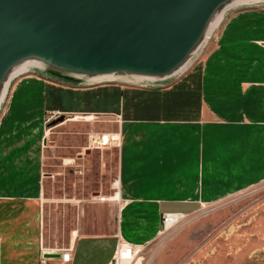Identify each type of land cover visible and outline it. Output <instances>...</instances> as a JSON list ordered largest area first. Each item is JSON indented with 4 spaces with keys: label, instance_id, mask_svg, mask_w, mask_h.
<instances>
[{
    "label": "crops",
    "instance_id": "obj_1",
    "mask_svg": "<svg viewBox=\"0 0 264 264\" xmlns=\"http://www.w3.org/2000/svg\"><path fill=\"white\" fill-rule=\"evenodd\" d=\"M261 6L237 10L221 26L215 40L218 55L205 59L195 96L188 86L186 93L174 96L185 79L167 92L155 87L126 94L120 85L23 76L0 111V264H46L53 260L45 258L49 253L61 254L57 264H111L120 243L144 247L156 240L164 214L188 217L204 206L206 156L248 158L249 147L243 151L230 140L243 144L252 136L251 124L264 125ZM110 114L117 118L116 128L86 133L87 140L85 134L70 131L50 146L48 118L65 116L59 124L70 127L72 122H84L75 120L78 116ZM101 133L107 141L112 135L120 138L116 192L106 196L108 203L116 200L113 203L119 206L115 230L107 224L111 205L104 203L95 221L79 223L73 230L68 249L46 252L45 176L76 174L74 166H83L86 173L95 155L88 142ZM223 142L231 144L230 150L221 149ZM66 151L69 156L60 154ZM96 162L98 173L104 175L107 161L101 156ZM251 173L248 167L240 187L222 184L217 190L226 194L241 190L252 180ZM181 242L184 245L185 239ZM190 247L193 244L183 249L187 252L183 264H264V197L191 251Z\"/></svg>",
    "mask_w": 264,
    "mask_h": 264
},
{
    "label": "water",
    "instance_id": "obj_2",
    "mask_svg": "<svg viewBox=\"0 0 264 264\" xmlns=\"http://www.w3.org/2000/svg\"><path fill=\"white\" fill-rule=\"evenodd\" d=\"M226 5L223 0H0V94L13 59L24 53L43 58L10 82L0 111L14 81L28 74L80 84L156 86L171 80L208 43L202 29ZM261 5L264 1L241 4L226 14Z\"/></svg>",
    "mask_w": 264,
    "mask_h": 264
},
{
    "label": "rangeland",
    "instance_id": "obj_3",
    "mask_svg": "<svg viewBox=\"0 0 264 264\" xmlns=\"http://www.w3.org/2000/svg\"><path fill=\"white\" fill-rule=\"evenodd\" d=\"M245 9L247 10V8L241 7L228 12L221 26L235 11H243ZM221 26L213 32L208 43L193 57L187 69L177 77L157 83L156 86L144 85L140 87L134 84L120 82H111L108 84L122 86L126 94H134L138 92L139 89L148 92L155 89V87L167 92L173 85L185 79L186 82L182 83V85H178L180 86L178 89L179 92L174 96L178 98L180 92V95L184 92L186 93L185 89L187 88H185V86H188L190 90L194 88L192 94L195 96L197 77L203 74L205 59L213 58L214 54L218 55V53H216L217 44L215 40ZM260 44L264 46L263 43ZM22 77L23 76L14 81L9 90L8 98L12 88ZM94 117L78 116L75 120H84V122H72L74 125H70V127H66L65 125L61 127V124L56 123L60 119L51 120L49 123L46 122V126H50V128H47L50 146L54 145L53 143L56 142L57 138L65 136V134L68 135L70 131L73 133H82L83 136L84 134L86 136V133H99L111 129L112 127L116 128L117 126L115 114ZM89 120H93L91 123L95 122L99 125L96 127V124L86 123L87 121L89 122ZM249 130L252 136L251 138L247 136V142L240 144V142H234V139L230 140V143L239 145V147H244L243 151H245L246 147H249L248 158H245L243 154H236L233 157L227 158L222 157V160H220V158H218L219 160H212L206 156L204 174L206 190L204 206L199 208V210L191 216L185 217L182 221V225L174 232L160 235L152 243L144 246L142 254L145 258V264H183L186 260L187 253H183V249L187 248V245L191 244L192 246L193 244V247H190L191 251V249L195 248L197 243L200 244L210 237L222 224H225L227 221L243 212L251 206L253 202L264 197V176L259 178L261 169H264V125L253 123V125H250ZM102 136L107 137L101 133L95 138L97 141L95 145L97 147H92L95 155L91 158L92 161L88 165L90 169L88 171L86 170V173H84V168L81 166L83 170L82 175L79 173H76L77 175L75 173H66L56 176L55 178H53V176H45L46 201L44 207L45 234L43 242L46 252L53 250L57 251V253L58 251L62 253V250L68 249L73 230L79 223L95 221L96 215H98V213H96L97 209L104 203L111 205L110 211L107 212V224L112 232L115 230V220L117 219L116 216L119 211L117 203H113L116 200L110 203L99 202L97 197H110L111 194L115 195L118 170L116 144L119 142H116L113 147L109 146V149H107V147H102L99 143ZM88 137L89 135H87L85 139L87 140ZM105 140H107V138L104 139V141ZM93 144V141L90 143L88 142L87 148H90ZM230 146L231 144L226 142L220 144L223 151L230 150ZM206 147L209 148V144ZM236 152H238V149ZM47 153L50 156L53 155L52 147L47 149ZM60 154L70 155L69 151L61 152ZM101 156L107 161V170L105 169L104 175H100L97 170L99 164H97L96 160H99ZM248 167L252 169L253 172L251 176H248L252 178V180L248 181L250 183L246 184L243 189L235 190L229 194L217 190L222 184L223 186L227 184H236L240 187L243 180H245L244 175L248 172ZM46 169L47 171H51L52 168L48 166ZM73 169L78 170L75 166ZM248 174L249 173H247V175ZM235 180H237V182H235ZM87 212L91 214H87ZM181 239L182 241L185 239L184 245H181ZM1 257L3 256H0V258ZM58 261L59 259L48 260L46 264H57Z\"/></svg>",
    "mask_w": 264,
    "mask_h": 264
},
{
    "label": "bare ground",
    "instance_id": "obj_4",
    "mask_svg": "<svg viewBox=\"0 0 264 264\" xmlns=\"http://www.w3.org/2000/svg\"><path fill=\"white\" fill-rule=\"evenodd\" d=\"M223 1L226 2L227 5L219 11H215L214 15L206 22V24L202 29L203 43H206V41L210 38L212 33L220 27L221 23L224 21L226 12L230 8H233L241 4L254 3L264 0H223ZM41 59L43 58L33 54L24 53L18 56L17 58L13 59L12 63L8 64L1 79L3 86L0 94V104H2L6 98L10 82L17 76L28 72L29 67L33 65H37L38 61H42ZM104 143L108 144V141L105 140ZM107 201L108 198L105 196V202Z\"/></svg>",
    "mask_w": 264,
    "mask_h": 264
},
{
    "label": "built area",
    "instance_id": "obj_5",
    "mask_svg": "<svg viewBox=\"0 0 264 264\" xmlns=\"http://www.w3.org/2000/svg\"><path fill=\"white\" fill-rule=\"evenodd\" d=\"M56 115L49 118L46 122L49 123L51 120H54ZM104 138H100V144L102 147H109L111 144H115L116 142L120 141V138L118 136L112 135L110 136L109 144L104 143ZM93 145L92 147H97L95 144L97 143L96 139L93 138ZM89 148V149H90ZM77 173L80 175L83 174V170L81 167L78 168ZM99 202H105L104 196L97 197ZM185 219V216L178 215V214H164L162 217V223H163V229L160 232V235L164 234H170L171 232H174L179 226L182 225V221ZM143 247L140 245H134L129 243H120L119 247L117 249L116 255L114 256L111 264H145V258L142 254Z\"/></svg>",
    "mask_w": 264,
    "mask_h": 264
}]
</instances>
